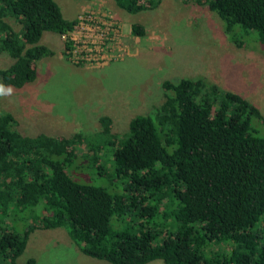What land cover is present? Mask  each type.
<instances>
[{
  "label": "trees",
  "instance_id": "1",
  "mask_svg": "<svg viewBox=\"0 0 264 264\" xmlns=\"http://www.w3.org/2000/svg\"><path fill=\"white\" fill-rule=\"evenodd\" d=\"M161 1L114 0L129 14ZM181 1L205 5L233 44L243 45L239 27L264 45V0ZM75 23L53 0H0V55L12 60L0 84L33 83L37 62L53 55L42 34L67 36ZM131 34L145 31L132 24ZM71 50L67 38L63 54ZM161 86L164 101L131 118L120 136L103 116L98 133L30 137L0 111V264H20L34 230L57 228L109 264H264V136L251 125L260 112L204 79ZM107 146L111 157L100 161ZM93 176L109 178L114 193L90 184Z\"/></svg>",
  "mask_w": 264,
  "mask_h": 264
},
{
  "label": "rangeland",
  "instance_id": "2",
  "mask_svg": "<svg viewBox=\"0 0 264 264\" xmlns=\"http://www.w3.org/2000/svg\"><path fill=\"white\" fill-rule=\"evenodd\" d=\"M53 1L68 21H78L86 6L100 10L105 32L108 17H112L117 24H113L111 31L115 34L111 33L110 38L119 39L128 54L105 65L75 63L63 54L65 36L44 32L39 43L53 55L37 62L33 83L22 89L13 88V95L0 100V111L16 119L22 134L90 135L102 130L99 119L106 116L112 120L111 132L120 136L127 131L131 118L164 101V80L187 78L204 79L206 85L217 86L221 93L239 95L257 108L261 119L251 125L257 136H264V45L259 43L255 31L246 34L236 27L235 41L243 42L239 47L230 41L222 21L205 5L185 4L181 0H162L157 8L137 14L119 9L114 0ZM132 24L143 27L144 37L131 34ZM11 62L7 55H0V69ZM112 148H103L100 161L111 157ZM78 161L80 158L70 170ZM106 170L109 172V167ZM89 183L114 193L109 178L93 176ZM35 214L39 215V210ZM23 223L31 224V220ZM120 224L123 226L121 221ZM28 258H33L35 264H109L84 255L61 228L34 230L18 262L26 264Z\"/></svg>",
  "mask_w": 264,
  "mask_h": 264
},
{
  "label": "built area",
  "instance_id": "3",
  "mask_svg": "<svg viewBox=\"0 0 264 264\" xmlns=\"http://www.w3.org/2000/svg\"><path fill=\"white\" fill-rule=\"evenodd\" d=\"M100 10L91 6L82 8L79 20L76 21L71 32L65 36L72 43V50L68 57L71 61L87 65H105L113 60L121 59L122 54H128V50L123 47V43L118 39L110 38L111 33L115 34V27L112 17H108L109 26L106 32L101 28ZM108 15H102L106 18ZM104 24V23H103ZM115 31H118L116 28ZM118 35V34H116ZM114 35V36H116ZM111 39V41H110ZM110 43H112L110 45ZM68 53V52H67ZM97 62V63H96Z\"/></svg>",
  "mask_w": 264,
  "mask_h": 264
},
{
  "label": "clouds",
  "instance_id": "4",
  "mask_svg": "<svg viewBox=\"0 0 264 264\" xmlns=\"http://www.w3.org/2000/svg\"><path fill=\"white\" fill-rule=\"evenodd\" d=\"M14 89L11 87H5L3 84H0V97H8L13 95Z\"/></svg>",
  "mask_w": 264,
  "mask_h": 264
}]
</instances>
